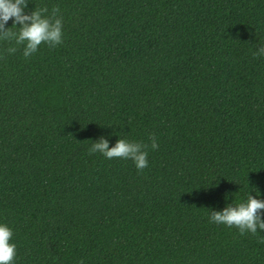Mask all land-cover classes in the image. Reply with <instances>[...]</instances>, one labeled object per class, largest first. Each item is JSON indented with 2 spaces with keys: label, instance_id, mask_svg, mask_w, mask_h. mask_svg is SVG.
Returning <instances> with one entry per match:
<instances>
[{
  "label": "trees",
  "instance_id": "trees-1",
  "mask_svg": "<svg viewBox=\"0 0 264 264\" xmlns=\"http://www.w3.org/2000/svg\"><path fill=\"white\" fill-rule=\"evenodd\" d=\"M54 7L60 45L25 59L0 40L13 264H264V230L210 222L264 202V0H29L25 13ZM101 138L148 145V167L89 154Z\"/></svg>",
  "mask_w": 264,
  "mask_h": 264
},
{
  "label": "clouds",
  "instance_id": "clouds-1",
  "mask_svg": "<svg viewBox=\"0 0 264 264\" xmlns=\"http://www.w3.org/2000/svg\"><path fill=\"white\" fill-rule=\"evenodd\" d=\"M28 2L29 0H0V40L15 39L16 44H26L23 51L25 59L36 53L41 44H47L50 48L60 45L63 36V21L58 16L59 7L52 9L51 17L44 18L41 14L47 9L43 8L26 14L25 8ZM9 20L13 21V26L6 28ZM13 28L19 30L13 31ZM9 51L15 52L16 49L11 48ZM260 52L264 53V47H261ZM253 57L258 58L260 55L254 52ZM150 139L151 149L156 150L158 148L156 137L150 135ZM148 147L146 144L120 139L114 147L109 148L107 139L101 138L99 142L93 143L88 151L89 154L99 152L109 160L131 159L136 168L142 172L148 167ZM260 210H264V202L249 195L246 203L228 206L222 212H212L210 222L236 227L241 235L245 233L256 235L257 229L264 230V220L261 219ZM12 236V230L0 224V264H13L16 257V245L10 243ZM259 242L264 243V239Z\"/></svg>",
  "mask_w": 264,
  "mask_h": 264
}]
</instances>
